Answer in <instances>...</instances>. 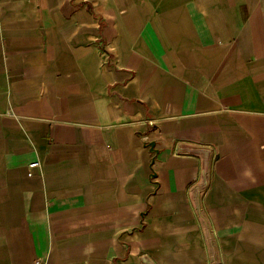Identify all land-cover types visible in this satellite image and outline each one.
<instances>
[{
	"label": "crops",
	"instance_id": "crops-1",
	"mask_svg": "<svg viewBox=\"0 0 264 264\" xmlns=\"http://www.w3.org/2000/svg\"><path fill=\"white\" fill-rule=\"evenodd\" d=\"M0 264H264V0H0Z\"/></svg>",
	"mask_w": 264,
	"mask_h": 264
},
{
	"label": "water",
	"instance_id": "water-1",
	"mask_svg": "<svg viewBox=\"0 0 264 264\" xmlns=\"http://www.w3.org/2000/svg\"><path fill=\"white\" fill-rule=\"evenodd\" d=\"M150 145L152 146L153 149H155V142H154V141H152V142L150 143Z\"/></svg>",
	"mask_w": 264,
	"mask_h": 264
},
{
	"label": "built area",
	"instance_id": "built-area-1",
	"mask_svg": "<svg viewBox=\"0 0 264 264\" xmlns=\"http://www.w3.org/2000/svg\"><path fill=\"white\" fill-rule=\"evenodd\" d=\"M35 164V163H34ZM36 164H38V163H36ZM36 262H39V260H37Z\"/></svg>",
	"mask_w": 264,
	"mask_h": 264
}]
</instances>
